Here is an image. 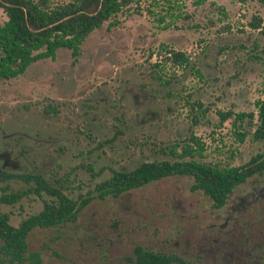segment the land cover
Returning <instances> with one entry per match:
<instances>
[{"label": "rangeland", "instance_id": "374dc122", "mask_svg": "<svg viewBox=\"0 0 264 264\" xmlns=\"http://www.w3.org/2000/svg\"><path fill=\"white\" fill-rule=\"evenodd\" d=\"M170 2L175 9L162 24L156 17L164 12L151 6L148 13L145 0L92 32L77 57L61 48L54 60L0 81V168L41 174L77 199L95 194L111 170L167 159L158 149L190 134L207 146L196 157L201 163L240 166L264 151L250 135L235 142L229 122L219 127L215 114L255 112L264 99V0ZM252 17L260 29L249 27ZM168 50L183 53L188 65H173ZM191 184L175 176L95 198L74 223L33 229L28 248L40 252L41 264H131L136 245L186 264H264V171L218 210ZM0 208L16 226L42 203L29 195Z\"/></svg>", "mask_w": 264, "mask_h": 264}, {"label": "trees", "instance_id": "16d2710c", "mask_svg": "<svg viewBox=\"0 0 264 264\" xmlns=\"http://www.w3.org/2000/svg\"><path fill=\"white\" fill-rule=\"evenodd\" d=\"M171 0H149L147 12L158 7L165 15L157 16L158 23L172 11ZM145 0H0V9L6 20L0 24V81L16 79L29 67L44 59L54 60L57 50L65 48L77 57L84 40L104 23L115 25V19L124 9L134 5L139 10ZM165 4V10L159 6ZM202 0H197L199 5ZM261 19L252 17L248 25L257 30ZM167 60L173 65H188L183 53L169 51ZM158 67V66H156ZM160 69V67H159ZM161 70H158L157 74ZM201 108L200 103L192 104ZM255 112L216 110L218 126L230 124L234 141L242 144L247 136L264 143V99L254 103ZM206 111V110H204ZM254 119L256 120L254 122ZM197 116L192 118L196 122ZM116 134H114L115 137ZM113 137V138H114ZM206 144L190 134L181 142L159 148L158 154L167 159L143 162L132 170H111V176L98 183L93 192L71 198L61 186L50 183L37 173H10L0 168V184L18 181L25 189L10 191L0 188V205H14L33 195L41 203V210L22 219L16 226L10 223L9 214L0 208V264H41L39 251H30L27 238L35 228L59 227L77 220V214L95 198H117L122 193L141 188L161 179L185 176L192 179L191 191H200L211 201V208L218 210L227 201L232 190L246 180L264 171V151L254 155L240 166L201 163L196 157L204 156ZM131 264H186L175 254L146 250L139 245L133 248Z\"/></svg>", "mask_w": 264, "mask_h": 264}]
</instances>
